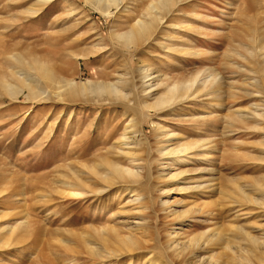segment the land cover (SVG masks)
<instances>
[{
    "label": "rangeland",
    "instance_id": "1",
    "mask_svg": "<svg viewBox=\"0 0 264 264\" xmlns=\"http://www.w3.org/2000/svg\"><path fill=\"white\" fill-rule=\"evenodd\" d=\"M149 1L0 0V264H181L169 233L178 242L238 226L261 236L264 120L225 116L264 100V88L249 96L264 56V0H172L143 38L116 37L149 19ZM69 79L117 92L69 94ZM192 79L159 108L146 105ZM181 145L192 146L186 164L158 155ZM107 162L147 177L106 185L97 172ZM82 183L88 192L69 200ZM144 219L149 229L127 247ZM224 252L189 260L212 264Z\"/></svg>",
    "mask_w": 264,
    "mask_h": 264
},
{
    "label": "bare ground",
    "instance_id": "2",
    "mask_svg": "<svg viewBox=\"0 0 264 264\" xmlns=\"http://www.w3.org/2000/svg\"><path fill=\"white\" fill-rule=\"evenodd\" d=\"M45 1H47V0H40V2H45ZM95 1H97L99 3L103 2V1H107V2H110V4L117 3V0H95ZM171 1L172 0H150L149 3H147L146 8H145L146 14L149 16V19L148 20H138L137 19L136 22H134V24L131 26L130 29H128L126 32L124 31L123 33L115 34V36L119 37V38H123L124 41H126V44L128 42H132L135 37L137 38L138 36L139 37L144 36L145 33L148 31L149 26L151 24H153L154 21L159 19L158 16L161 14V11H165L168 9ZM95 6H97V5H95ZM102 13H103V15L107 16L109 14L108 8H105L102 11ZM160 20H161V18H160ZM260 48H264V46H261ZM254 66H255V70H254V72L253 71L252 72L255 73L254 75H256L255 76L256 79L253 81L252 84H250L252 87V91H253L249 95V96H251V98H252V96H256V93H260L261 89L264 88V56H263L262 60H260V62L259 61L255 62ZM147 72H148V69L145 68L144 75H142L144 79L147 77L149 78V76H151L150 74H147ZM193 82H195V79L190 80L186 84L172 83V84L168 85L162 93H160L157 97H155L153 99L152 103H147V102H145V103L149 108H159V106H161L163 103H165L166 101L168 102V98H166V97H168V95H167L168 93L173 92V91L177 90L178 88L189 89L193 85ZM66 83L69 84L68 85L69 86V94L87 95L88 93H91V92H101V93L102 92H104V93L105 92H109V93L117 92V91H115L116 90L115 84H103V83L98 84V83H94V82H88L87 85L84 83L82 85H78V84L74 83L73 80H70V79H69V82H66ZM156 84H157V86H159L158 83H156ZM152 86H154V85H152ZM157 86L156 87L154 86V88H157ZM26 87H29V85L27 84ZM146 87H147V85H146ZM146 87L144 88V86H143L144 90L142 92H144L146 90ZM253 87H255L254 90H253ZM5 89L7 90L8 94H10V95H15L17 93V88H16L15 84H13V83H10V82L6 83ZM149 90H151V89H149ZM253 93L255 95H253ZM95 96H98V95H95ZM111 96L112 95H110V97ZM114 97H116V95ZM90 98L92 99L91 96H90ZM252 106L248 110H244V112H241L240 110H234L229 115H226L225 118L231 124H232V121L234 122V121L241 120V122H244L245 120L252 119L253 122H255V124L258 125L260 121L264 120V100H262V101L260 100V103H255ZM216 120H217V118H216ZM252 128L255 129V127H252ZM256 129L264 130V127L256 128ZM169 132H166L162 135V138H164L163 139L164 141L168 140L172 137V133H169ZM230 132H233V131H230ZM124 139H127V138H124ZM190 145H181L177 149L170 148L168 146H160L158 148V155L161 158L175 157V162H178L177 164L183 165V164H186L187 162H189L188 158H190V156H191L190 155V153H191L190 147H192ZM261 145L264 147V138L262 139ZM205 146H206V143L204 141H200V142H197V144H195L194 149L196 148V150H198V151L203 150L205 148ZM258 159L263 161L264 157L258 158ZM132 161H133V159H132ZM107 163L109 166L108 169L106 168L107 173L102 174V173L97 172V176L99 178H101L102 181L106 185L108 183L112 185L111 182L113 181V178H118V179H121L122 181H127V182H137V181H139V179L142 180V179H145L147 177L148 172L146 173V170H145V172H143L141 174L137 170H133L131 168L120 167V165L117 163H113V162H107ZM177 175L178 174H175V173L172 175L169 174V176L172 178L176 177ZM80 185H81V187L78 185L77 186L74 185L73 187L71 186V189L66 194L68 196L69 200L82 198L83 197L82 195H84L86 191L88 192L87 187L85 186V183H82ZM263 186H264V184H263ZM82 187L86 188V191ZM133 191L134 190H130L129 192L132 193ZM129 192H126V193L128 194ZM131 195H130L131 197H133V198L135 197V199H132V201L137 200V201L141 202L140 195L138 193H134V194L132 193ZM128 202H129V200H128ZM201 210H203L202 207H201ZM133 225H134V227L136 226L140 230L141 233L136 234V232H135V236H132L131 238L128 239L129 244L127 245V247H131V246L136 245L140 239L139 237H136V235L140 236L143 232L148 230L150 227L147 224V222L145 221V219L140 221V222H133ZM263 228H264V224L259 226V230H261ZM224 229L225 230L223 231V229L214 230V228H211L207 231L197 232V233H193V234L187 235V236H186V234H184L183 239H181L179 241L177 240L178 242H176V239L179 237L180 234L179 233H169L167 238H166L168 248H169L168 252L170 251V252H172V254H175V255L177 254L178 258L181 259V261L179 260V262L181 264H196V263L191 262L189 260L190 255L194 254L198 250L201 251V250L207 249L209 247H217V248L225 250V252L222 255L220 254L219 258H216L213 253H212V255L207 257L208 259H211L210 262L211 261L214 262V263L211 262L212 264H264V259H263V257H264V229H263V232L261 233V236H259V237L251 235L248 231H245L242 227H238V226L226 227ZM2 230H4L3 227L0 228V232ZM11 230H12V227L9 229V231H11ZM149 234H150V232H149ZM117 237H118V235H117ZM89 243L91 244L92 242L89 241ZM89 243H86V244L89 246V249H91ZM129 249H131V248H129ZM172 254H170V255H172ZM217 254H219V253H217ZM166 255H168V254H166ZM207 263H209V261H207Z\"/></svg>",
    "mask_w": 264,
    "mask_h": 264
}]
</instances>
